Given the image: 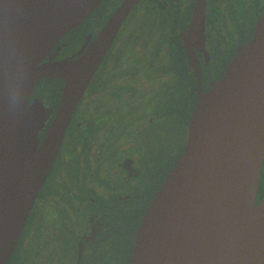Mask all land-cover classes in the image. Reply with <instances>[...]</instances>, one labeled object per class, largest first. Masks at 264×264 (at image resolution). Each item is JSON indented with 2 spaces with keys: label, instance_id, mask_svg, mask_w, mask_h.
Instances as JSON below:
<instances>
[{
  "label": "water",
  "instance_id": "obj_1",
  "mask_svg": "<svg viewBox=\"0 0 264 264\" xmlns=\"http://www.w3.org/2000/svg\"><path fill=\"white\" fill-rule=\"evenodd\" d=\"M137 1L122 0L75 59L42 62L99 0H0V264L13 251L78 98ZM203 17L204 0H194L181 34L187 49L203 46ZM43 77L62 81L46 126L52 109L37 99L27 105ZM263 158L264 8L223 75L206 91L198 88L182 150L145 208L125 264H264V194L255 202Z\"/></svg>",
  "mask_w": 264,
  "mask_h": 264
},
{
  "label": "flooded vegetation",
  "instance_id": "obj_2",
  "mask_svg": "<svg viewBox=\"0 0 264 264\" xmlns=\"http://www.w3.org/2000/svg\"><path fill=\"white\" fill-rule=\"evenodd\" d=\"M121 1L111 0L102 22L78 34L80 41L74 45L73 35L102 4L99 0L84 21L58 38L42 62L75 59ZM193 5L194 0H138L133 5L72 110L51 168L5 264L126 263L144 210L176 161L154 180L161 159H150L148 142L155 132L167 137L168 131L164 115L152 112L153 96L172 86L180 88L176 74H186L184 91L194 96L189 118L198 88L206 91L223 75L237 48L251 36L264 0H204L203 46L187 49L181 34ZM188 54L194 57L197 72ZM165 60L169 66L175 62L172 71H166ZM51 81L58 83L57 96L45 104L36 88ZM61 86V79L43 77L27 98V105L37 99L52 109L45 126ZM143 147L147 156H140ZM263 169L264 158L255 202L264 194Z\"/></svg>",
  "mask_w": 264,
  "mask_h": 264
},
{
  "label": "rangeland",
  "instance_id": "obj_3",
  "mask_svg": "<svg viewBox=\"0 0 264 264\" xmlns=\"http://www.w3.org/2000/svg\"><path fill=\"white\" fill-rule=\"evenodd\" d=\"M111 0H103L102 4L97 9H94V11L90 14V16L86 19L85 23L81 25L77 29V34L73 35L72 39H74L73 44L76 45L80 41V37L78 38V34H81L83 31L87 30L88 28H93L95 25L100 24L104 18V12L106 11V8L109 5V2ZM129 22L127 21L122 27V30L124 31V28L126 25H128ZM121 34V32H120ZM80 36V35H79ZM121 36L118 38L120 39ZM166 62V71H172L175 62L172 63L171 66L167 64ZM214 72H217V67L214 68ZM187 76L183 73H177L176 77V83L180 88H175L172 86L171 90H166L165 94H155L153 96V103L154 106L152 109L153 113L161 112L162 116L164 115L167 127V137L160 136L156 132L152 135V138H150V143L148 146L151 148L152 153L150 154V159L155 158L156 156L160 157L161 165L155 164V166L160 165V171L156 173V176H153L152 172L150 171V174L154 177V180L158 179L161 176V172H165L168 170L170 165L174 163L176 158L179 155V152L181 151L182 145L184 143L185 138V132H186V125L188 120V114H189V105H192L194 102V96L191 92L187 93L184 91L183 86L188 84L186 83V80L183 79V76ZM58 83L51 81V82H45L43 84L38 85L36 89L39 90L40 98L43 100L45 104H51L53 99L56 98V87ZM176 85V86H177ZM187 103V104H186ZM171 107H174V110L171 111ZM177 114V115H175ZM146 150V151H144ZM147 156V148L140 149V156ZM156 160V161H157ZM155 161V162H156ZM147 165V164H146ZM104 169V167H103ZM145 171V169H144ZM161 173V174H159ZM145 175H147V171L144 172ZM153 186H151L152 189ZM135 194H138L139 189H135Z\"/></svg>",
  "mask_w": 264,
  "mask_h": 264
},
{
  "label": "trees",
  "instance_id": "obj_4",
  "mask_svg": "<svg viewBox=\"0 0 264 264\" xmlns=\"http://www.w3.org/2000/svg\"><path fill=\"white\" fill-rule=\"evenodd\" d=\"M263 171H264V169L262 170V178H260V185H264Z\"/></svg>",
  "mask_w": 264,
  "mask_h": 264
}]
</instances>
